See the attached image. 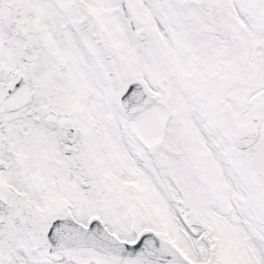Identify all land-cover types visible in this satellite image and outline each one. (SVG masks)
<instances>
[{
    "label": "snow or ice",
    "instance_id": "snow-or-ice-1",
    "mask_svg": "<svg viewBox=\"0 0 264 264\" xmlns=\"http://www.w3.org/2000/svg\"><path fill=\"white\" fill-rule=\"evenodd\" d=\"M0 264H264V0H0Z\"/></svg>",
    "mask_w": 264,
    "mask_h": 264
}]
</instances>
